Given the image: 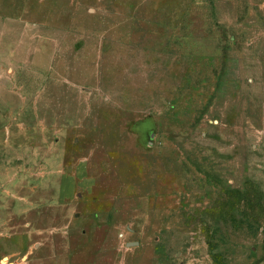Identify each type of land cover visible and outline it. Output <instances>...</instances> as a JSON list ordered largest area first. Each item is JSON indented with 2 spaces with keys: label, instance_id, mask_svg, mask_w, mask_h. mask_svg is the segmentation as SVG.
Masks as SVG:
<instances>
[{
  "label": "rangeland",
  "instance_id": "obj_1",
  "mask_svg": "<svg viewBox=\"0 0 264 264\" xmlns=\"http://www.w3.org/2000/svg\"><path fill=\"white\" fill-rule=\"evenodd\" d=\"M0 264H264V0H0Z\"/></svg>",
  "mask_w": 264,
  "mask_h": 264
},
{
  "label": "water",
  "instance_id": "obj_2",
  "mask_svg": "<svg viewBox=\"0 0 264 264\" xmlns=\"http://www.w3.org/2000/svg\"><path fill=\"white\" fill-rule=\"evenodd\" d=\"M137 242L136 241H126L125 242V245L126 246H130V245H134V244H136Z\"/></svg>",
  "mask_w": 264,
  "mask_h": 264
},
{
  "label": "bare ground",
  "instance_id": "obj_3",
  "mask_svg": "<svg viewBox=\"0 0 264 264\" xmlns=\"http://www.w3.org/2000/svg\"><path fill=\"white\" fill-rule=\"evenodd\" d=\"M1 262H2V263H5V259H3Z\"/></svg>",
  "mask_w": 264,
  "mask_h": 264
}]
</instances>
